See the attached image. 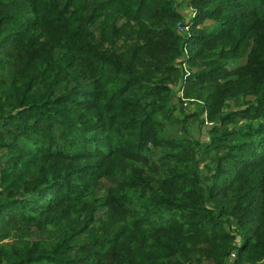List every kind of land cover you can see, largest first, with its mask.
I'll return each instance as SVG.
<instances>
[{
  "label": "trees",
  "instance_id": "1",
  "mask_svg": "<svg viewBox=\"0 0 264 264\" xmlns=\"http://www.w3.org/2000/svg\"><path fill=\"white\" fill-rule=\"evenodd\" d=\"M186 5L0 0V264H264V0Z\"/></svg>",
  "mask_w": 264,
  "mask_h": 264
},
{
  "label": "rangeland",
  "instance_id": "2",
  "mask_svg": "<svg viewBox=\"0 0 264 264\" xmlns=\"http://www.w3.org/2000/svg\"><path fill=\"white\" fill-rule=\"evenodd\" d=\"M178 1V10L184 15L182 22H187L191 19L192 16V9L188 8L186 5V0H177ZM208 22V21H206ZM181 35L184 34V29L182 27L177 28ZM184 73L189 71L186 65L181 66ZM172 88V102L178 103V99L182 96L181 93V83L176 85H171ZM183 100V107L186 113L194 114L198 113L197 116L191 117L189 122L186 125V130L181 128L180 124H167L165 133L170 135L171 137H182V136H192L199 139H206L207 138V131L213 126V123L207 120L206 112L201 111L203 107V103L196 98L193 99H184ZM230 108H233L232 101L228 100ZM177 113V112H175ZM233 257V256H231Z\"/></svg>",
  "mask_w": 264,
  "mask_h": 264
},
{
  "label": "built area",
  "instance_id": "3",
  "mask_svg": "<svg viewBox=\"0 0 264 264\" xmlns=\"http://www.w3.org/2000/svg\"><path fill=\"white\" fill-rule=\"evenodd\" d=\"M181 27V26H180ZM231 256H234V254L232 253V255Z\"/></svg>",
  "mask_w": 264,
  "mask_h": 264
}]
</instances>
